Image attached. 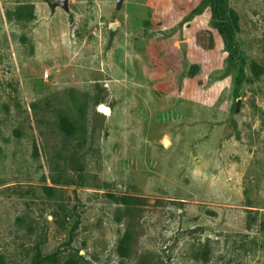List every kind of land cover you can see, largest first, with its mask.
<instances>
[{
	"label": "rangeland",
	"instance_id": "obj_1",
	"mask_svg": "<svg viewBox=\"0 0 264 264\" xmlns=\"http://www.w3.org/2000/svg\"><path fill=\"white\" fill-rule=\"evenodd\" d=\"M224 6L0 0V264H264V0Z\"/></svg>",
	"mask_w": 264,
	"mask_h": 264
},
{
	"label": "trees",
	"instance_id": "obj_2",
	"mask_svg": "<svg viewBox=\"0 0 264 264\" xmlns=\"http://www.w3.org/2000/svg\"><path fill=\"white\" fill-rule=\"evenodd\" d=\"M209 2L211 5V18L214 26L225 40L226 45H232L234 42L235 29H237L236 17L233 16L232 19L226 14L227 11L225 10L224 0H209ZM195 42L202 48H211L213 45L212 34L209 31H199L195 36ZM58 126L62 132L67 134L74 131V124L66 116L60 118ZM120 201L126 206H133L139 205L142 200L136 197L124 195L120 197ZM207 252H209L208 249ZM55 261V254L42 256L40 253H37L32 264H45V262L55 263Z\"/></svg>",
	"mask_w": 264,
	"mask_h": 264
},
{
	"label": "water",
	"instance_id": "obj_3",
	"mask_svg": "<svg viewBox=\"0 0 264 264\" xmlns=\"http://www.w3.org/2000/svg\"><path fill=\"white\" fill-rule=\"evenodd\" d=\"M121 2V0H116V3H117V6H119V3ZM111 29H114L115 28V24L112 23L111 26H110ZM102 109H105L104 107H102Z\"/></svg>",
	"mask_w": 264,
	"mask_h": 264
}]
</instances>
